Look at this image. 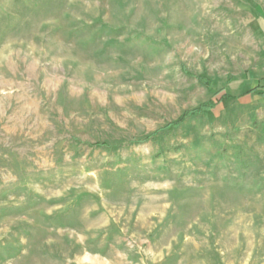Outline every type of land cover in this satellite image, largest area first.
I'll use <instances>...</instances> for the list:
<instances>
[{"label": "rangeland", "instance_id": "1", "mask_svg": "<svg viewBox=\"0 0 264 264\" xmlns=\"http://www.w3.org/2000/svg\"><path fill=\"white\" fill-rule=\"evenodd\" d=\"M0 264H264V0H0Z\"/></svg>", "mask_w": 264, "mask_h": 264}, {"label": "trees", "instance_id": "2", "mask_svg": "<svg viewBox=\"0 0 264 264\" xmlns=\"http://www.w3.org/2000/svg\"><path fill=\"white\" fill-rule=\"evenodd\" d=\"M256 88H252L250 90H248L246 93L248 92H251L253 90H255ZM245 94V93H244ZM243 95V94H242ZM230 97H236V96H233L231 94H224L222 97H221V100L225 99V98H230ZM213 107V104L212 105H202L198 108H195V109H192V110H189V111H186L179 119L175 120V121H172L170 123L167 124V128H172V127H175L179 124H182L186 117L190 114H193V115H198V114H202L203 112L207 111V110H210L211 108ZM99 144V143H97Z\"/></svg>", "mask_w": 264, "mask_h": 264}]
</instances>
